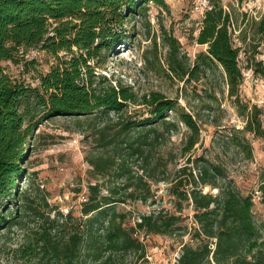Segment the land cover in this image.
Here are the masks:
<instances>
[{
	"label": "trees",
	"instance_id": "16d2710c",
	"mask_svg": "<svg viewBox=\"0 0 264 264\" xmlns=\"http://www.w3.org/2000/svg\"><path fill=\"white\" fill-rule=\"evenodd\" d=\"M150 3L166 8V0H0V233L24 224L23 214L42 219L26 242L17 248L25 264H121V257L145 258L141 238L158 234L191 236L174 264H264V232L253 213V194H244L224 163L196 155L203 145L199 113H192L160 91L140 95L121 79L103 73L109 53L130 36L127 23L145 15ZM231 13L215 1L203 17L197 43L207 50L193 64L180 57V41L165 37L170 46L171 71L192 81L221 67L227 95L245 119L243 127L224 134L223 148L244 159L253 158L249 134L264 138L263 111L240 95L244 81L241 47L235 43ZM255 34L264 38V12L253 20ZM245 41L248 30L242 28ZM41 49L55 58L46 72L37 71L36 85L12 77L3 61L19 63L22 49ZM130 104L145 105L148 117L104 121L97 131L102 152L88 158L102 182L88 185L82 216L59 211L53 217L33 205L30 189H20L27 175L31 139L45 122L83 116L122 113ZM175 112L176 116L169 114ZM179 123L190 130L183 142L190 155L170 177L158 175L162 166L154 152L165 132ZM168 171V170H167ZM165 174V173H164ZM119 179L108 184L111 176ZM168 182L173 209L143 213L130 224L129 211L118 209L128 201L157 204L154 183ZM107 188V193H103ZM207 188L209 190H207ZM216 190V193L213 192ZM264 205V179L259 189ZM11 210L9 204H16ZM193 209L196 225L187 222Z\"/></svg>",
	"mask_w": 264,
	"mask_h": 264
},
{
	"label": "rangeland",
	"instance_id": "374dc122",
	"mask_svg": "<svg viewBox=\"0 0 264 264\" xmlns=\"http://www.w3.org/2000/svg\"><path fill=\"white\" fill-rule=\"evenodd\" d=\"M163 8L150 3L147 14H139L127 23L130 36L109 53V58L101 71L111 78L121 79L124 84L134 88L140 95L160 91L192 113H199L203 145H197L196 155H203L224 163L230 177L244 194L254 196V217L264 232V205L257 190L264 179V138L248 136L253 145V158L244 159L232 149L223 148L224 134L233 127H243L245 119L239 114L232 100L227 95L221 67H215L208 75L192 81L180 79L171 71L169 64L170 46L166 42L168 35L176 37L180 43V57L186 64H193L197 55L207 50L206 45L197 43L196 37L202 27L203 18L194 11L190 0H166ZM217 0H211V5ZM224 9L231 13L232 30L235 43L241 47L240 65L244 72V81L240 95L250 105H258L263 111L264 124V38L254 32L253 20L259 19L264 12V0H218ZM248 30L247 40L240 37V30ZM19 63L3 61L6 71L15 79L32 85L38 83L37 71L30 62L35 61L38 70L48 71L55 58L47 52L31 48L22 49ZM149 110L145 105L130 104L122 113L111 112L105 117L96 115L83 116L82 122L71 117H60L49 120L36 129L31 139L33 145L26 164L27 175L19 181L20 189H30L33 205L53 217L59 211H69L76 217L82 216V204L88 196V185L102 182L88 161L92 155L102 152L97 141V131L104 121L116 122L121 118L148 117ZM171 117L176 113L171 112ZM190 132L184 123H179L177 131L162 137L161 145L154 152L159 157L161 167L158 175L163 177L170 172V177L190 155H185L183 142ZM168 170V171H167ZM165 173V174H164ZM119 179L111 176L114 184ZM170 184L166 181L154 183L157 193V204L128 201L121 203L118 209L129 211L130 224H134L140 214L150 213L160 208L173 209L172 197L167 192ZM207 190H209L207 188ZM216 193V190H213ZM103 193H107L104 188ZM16 204H9L11 210ZM190 225H196L193 209L185 210ZM24 224L13 226L0 233V264H25L17 253L34 229L40 227L42 219L33 214H23ZM141 238L146 246L145 258L134 254L121 257V264H174L182 253L184 238L166 235L142 233Z\"/></svg>",
	"mask_w": 264,
	"mask_h": 264
},
{
	"label": "built area",
	"instance_id": "2783aa9c",
	"mask_svg": "<svg viewBox=\"0 0 264 264\" xmlns=\"http://www.w3.org/2000/svg\"><path fill=\"white\" fill-rule=\"evenodd\" d=\"M194 11H198L202 18L206 11L211 8V0H190Z\"/></svg>",
	"mask_w": 264,
	"mask_h": 264
}]
</instances>
